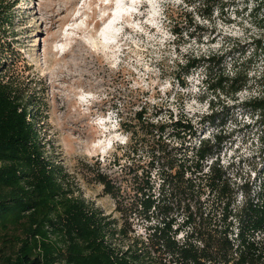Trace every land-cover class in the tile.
Wrapping results in <instances>:
<instances>
[{"label":"trees","instance_id":"16d2710c","mask_svg":"<svg viewBox=\"0 0 264 264\" xmlns=\"http://www.w3.org/2000/svg\"><path fill=\"white\" fill-rule=\"evenodd\" d=\"M5 1L0 58L12 7ZM184 1L178 11L165 9L170 31L201 41L205 29L192 13L208 20L227 1ZM251 14L255 35L238 47L186 57L175 77L184 85L186 75L201 70L207 87L226 95L254 85L245 105L264 123V0ZM31 103L0 75V264H264V126L258 176L238 183L220 161L224 139L217 132L199 138L187 117L155 120L157 111L144 105L129 120L119 117L133 151L148 147L149 165L124 183L95 174L122 214L118 227L67 188L63 167L46 156ZM133 213L145 222L144 234L130 228Z\"/></svg>","mask_w":264,"mask_h":264},{"label":"rangeland","instance_id":"374dc122","mask_svg":"<svg viewBox=\"0 0 264 264\" xmlns=\"http://www.w3.org/2000/svg\"><path fill=\"white\" fill-rule=\"evenodd\" d=\"M226 1L208 20L192 13L205 29L201 41L183 30L172 34L165 19V9L178 11L184 0L5 1L12 7L1 34L0 75L31 98L46 156L63 167L72 195L118 227L123 217L115 199L94 176L124 183L148 168V147L133 151L134 141L119 125V117L129 120L141 105L149 114L157 111L155 120L187 117L199 138L217 132L224 139L220 161L236 182L254 183L258 176L264 123L245 105L257 93L254 85L226 95L208 88L201 70L186 75L184 85L175 77L186 57L224 51L228 43L238 47L257 33L251 13L258 0ZM127 219L144 234L141 217Z\"/></svg>","mask_w":264,"mask_h":264},{"label":"bare ground","instance_id":"6f19581e","mask_svg":"<svg viewBox=\"0 0 264 264\" xmlns=\"http://www.w3.org/2000/svg\"><path fill=\"white\" fill-rule=\"evenodd\" d=\"M116 8H117V7H116ZM116 14H117V13H115V12L112 14V20L116 19V17L118 16V14H117V15H116ZM109 24H111V22H110ZM107 25H108V24H107ZM102 32H103V31H102ZM101 35H102V34H101Z\"/></svg>","mask_w":264,"mask_h":264},{"label":"snow or ice","instance_id":"6c2138e0","mask_svg":"<svg viewBox=\"0 0 264 264\" xmlns=\"http://www.w3.org/2000/svg\"><path fill=\"white\" fill-rule=\"evenodd\" d=\"M105 2H107V0H105Z\"/></svg>","mask_w":264,"mask_h":264}]
</instances>
